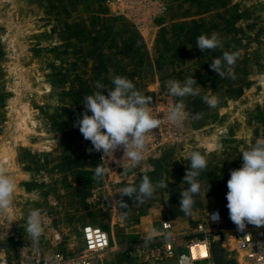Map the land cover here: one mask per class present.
<instances>
[{
	"label": "rangeland",
	"instance_id": "obj_1",
	"mask_svg": "<svg viewBox=\"0 0 264 264\" xmlns=\"http://www.w3.org/2000/svg\"><path fill=\"white\" fill-rule=\"evenodd\" d=\"M213 32L223 48L201 52L196 38ZM225 51L239 53L235 79L209 66ZM116 75L151 98L161 143L150 172L112 171L97 183L99 152L88 151L91 142L74 125L95 82L112 87ZM191 75L201 96L218 95L220 103L210 109L201 96L184 98L187 111L204 116L177 126L167 120L165 82ZM257 138H264V0H0V161L17 184L13 207L0 215V254L10 260L20 245L33 244L24 230L31 209L42 210L39 245L47 256L80 257L83 227L105 230L111 246L97 264H176L161 239L181 243L218 209L226 231L213 244L214 264H246L229 231L236 225L227 181ZM191 151L205 154L208 166L194 214L186 216L179 203ZM145 174L168 187L143 204L125 196L129 208L121 209L119 190Z\"/></svg>",
	"mask_w": 264,
	"mask_h": 264
},
{
	"label": "clouds",
	"instance_id": "obj_2",
	"mask_svg": "<svg viewBox=\"0 0 264 264\" xmlns=\"http://www.w3.org/2000/svg\"><path fill=\"white\" fill-rule=\"evenodd\" d=\"M196 46L201 52L215 51L217 48H223L224 42L216 32L211 35L202 33L196 38ZM238 57V52L225 51L222 56L213 58L209 66L220 78L235 79ZM165 83L172 98V107L167 114L169 122L179 126L185 118L192 121L203 118L202 112L186 110L184 98L201 96L202 87L193 75L183 81L168 80ZM111 84L113 86L108 87L100 81L95 82V91L83 98L84 112L77 117L74 126L79 128L85 140L91 142L92 148L88 149L89 152L103 153L101 159L113 157V153L122 148L123 160L129 162L123 167V171L127 173L145 159L147 138L153 133L152 130L159 129L161 119L152 113L151 98L136 89L130 79L116 75L111 78ZM104 90L107 92L106 95ZM201 99L210 109L216 108L220 103L219 96L215 94L203 95ZM241 153L242 166L232 169L227 181L226 207L230 220L238 231L243 232L248 224L264 226V138H257L254 144ZM188 159L190 166L186 169L183 182L189 187L180 192L179 209L186 216H191L194 214L195 197L204 187L199 178L202 172L207 170L208 160L200 151H191ZM109 171L110 168L97 164L91 179L99 183ZM167 187L168 183L163 179L153 181L145 174L139 185L129 184L119 190V206L121 209L129 208L123 199L125 196L132 199L134 204H143L154 198L158 190H165ZM16 190L15 180L8 174L7 166L0 161V215H7L13 207ZM208 190L209 188L207 192ZM123 215L127 218L128 213L124 212ZM212 219L218 221L219 213H213ZM26 225L25 232L33 245H38L45 231L42 210L31 209L27 215ZM151 240L152 233H149L145 244Z\"/></svg>",
	"mask_w": 264,
	"mask_h": 264
},
{
	"label": "built area",
	"instance_id": "obj_3",
	"mask_svg": "<svg viewBox=\"0 0 264 264\" xmlns=\"http://www.w3.org/2000/svg\"><path fill=\"white\" fill-rule=\"evenodd\" d=\"M146 142L145 159L135 168L141 173L152 170L151 159L155 156L161 143L160 130L154 129ZM102 152H99L100 163L110 168L109 177L112 171H121L129 162L123 160L124 151L118 148L113 157L101 159ZM219 213V220L212 219L213 213ZM165 231L172 228L171 222L163 224ZM226 228L224 227V217L220 210L214 209L208 213L207 218L200 222L194 233L177 243L175 236L166 235L161 239L162 253L175 259L176 264H214L213 244L220 243L225 238ZM237 249L242 253V259L246 264H264V226H246L243 232L237 227L231 228ZM84 251L80 257L67 258L61 253L51 256L44 255L40 245L34 246L22 244L17 249L15 261L9 259L5 254H0V264H97L96 256L105 253L111 246L109 234L95 225H85L83 227Z\"/></svg>",
	"mask_w": 264,
	"mask_h": 264
}]
</instances>
